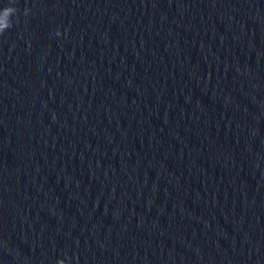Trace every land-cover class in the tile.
I'll return each instance as SVG.
<instances>
[{
    "label": "water",
    "instance_id": "water-1",
    "mask_svg": "<svg viewBox=\"0 0 264 264\" xmlns=\"http://www.w3.org/2000/svg\"><path fill=\"white\" fill-rule=\"evenodd\" d=\"M15 7L0 264H264V0Z\"/></svg>",
    "mask_w": 264,
    "mask_h": 264
},
{
    "label": "clouds",
    "instance_id": "clouds-1",
    "mask_svg": "<svg viewBox=\"0 0 264 264\" xmlns=\"http://www.w3.org/2000/svg\"><path fill=\"white\" fill-rule=\"evenodd\" d=\"M18 2L19 0H7L6 5L0 8V37L19 23V9L15 7ZM31 13V8H25L23 10V16L25 18L29 17ZM56 35L61 36L63 34L57 31Z\"/></svg>",
    "mask_w": 264,
    "mask_h": 264
}]
</instances>
